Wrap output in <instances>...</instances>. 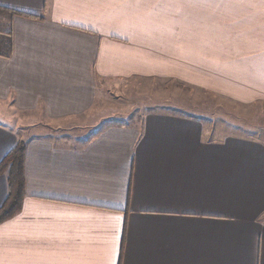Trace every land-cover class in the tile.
Returning <instances> with one entry per match:
<instances>
[{
    "label": "crops",
    "instance_id": "0c3cea01",
    "mask_svg": "<svg viewBox=\"0 0 264 264\" xmlns=\"http://www.w3.org/2000/svg\"><path fill=\"white\" fill-rule=\"evenodd\" d=\"M0 47V120L71 132L0 121V162L25 143L0 264H264L263 141L170 112L82 136L101 90L131 79L264 105V0H0Z\"/></svg>",
    "mask_w": 264,
    "mask_h": 264
},
{
    "label": "rangeland",
    "instance_id": "374dc122",
    "mask_svg": "<svg viewBox=\"0 0 264 264\" xmlns=\"http://www.w3.org/2000/svg\"><path fill=\"white\" fill-rule=\"evenodd\" d=\"M2 49L0 47V51ZM103 89L82 127V136H90L111 125L136 126L151 112H170L201 117L210 122V128L220 130L222 137L236 135L264 142V105L261 104L245 106L219 101L203 92L183 87L179 80L164 78L131 79ZM4 114L6 116H1L0 121L14 126L23 138L41 133L71 134L70 130L41 126L40 121L29 113L8 108Z\"/></svg>",
    "mask_w": 264,
    "mask_h": 264
},
{
    "label": "trees",
    "instance_id": "16d2710c",
    "mask_svg": "<svg viewBox=\"0 0 264 264\" xmlns=\"http://www.w3.org/2000/svg\"><path fill=\"white\" fill-rule=\"evenodd\" d=\"M10 41V34H7ZM24 153L25 143L17 142L0 162V175L6 173L7 196L0 206V223L21 209L24 198Z\"/></svg>",
    "mask_w": 264,
    "mask_h": 264
}]
</instances>
